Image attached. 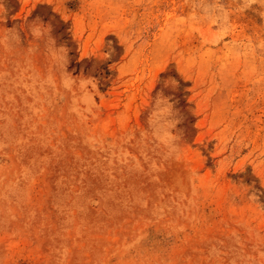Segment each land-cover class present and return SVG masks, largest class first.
I'll list each match as a JSON object with an SVG mask.
<instances>
[{
  "label": "rangeland",
  "instance_id": "rangeland-1",
  "mask_svg": "<svg viewBox=\"0 0 264 264\" xmlns=\"http://www.w3.org/2000/svg\"><path fill=\"white\" fill-rule=\"evenodd\" d=\"M0 264H264V0H0Z\"/></svg>",
  "mask_w": 264,
  "mask_h": 264
},
{
  "label": "clouds",
  "instance_id": "clouds-1",
  "mask_svg": "<svg viewBox=\"0 0 264 264\" xmlns=\"http://www.w3.org/2000/svg\"><path fill=\"white\" fill-rule=\"evenodd\" d=\"M253 2H254V0H253ZM35 34V33H34ZM165 86L167 87L168 85H167V83L165 84ZM158 96H159V93L157 94Z\"/></svg>",
  "mask_w": 264,
  "mask_h": 264
}]
</instances>
